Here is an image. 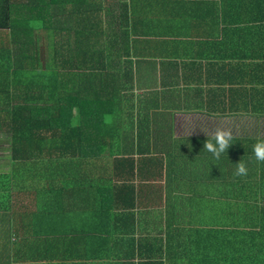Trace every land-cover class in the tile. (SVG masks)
Here are the masks:
<instances>
[{
    "label": "crops",
    "instance_id": "crops-1",
    "mask_svg": "<svg viewBox=\"0 0 264 264\" xmlns=\"http://www.w3.org/2000/svg\"><path fill=\"white\" fill-rule=\"evenodd\" d=\"M98 1L119 36L113 80L133 84L118 91L122 99L133 97L123 103L133 116L118 123L134 133L119 129L107 142L151 146L146 163L134 153L136 198L123 202L125 179L111 169L123 147L102 151L108 167L95 176L106 184L71 173L61 202L55 157L13 160L9 139L0 137V264L259 262L264 253H255L254 244L264 247V162L252 157L264 142V0ZM7 33L0 30L3 43ZM218 128L232 132L228 151L219 159L212 154L216 165L205 155L191 162L195 146ZM238 162L246 175H236Z\"/></svg>",
    "mask_w": 264,
    "mask_h": 264
},
{
    "label": "trees",
    "instance_id": "trees-1",
    "mask_svg": "<svg viewBox=\"0 0 264 264\" xmlns=\"http://www.w3.org/2000/svg\"><path fill=\"white\" fill-rule=\"evenodd\" d=\"M9 1L0 0V30H7L9 39L3 43L0 38V137L9 139L13 160L34 162L55 157L53 164L62 186L58 197L63 202L68 196L71 173L76 178L89 175L92 182L98 178L106 184V179L95 176L96 171L105 172L108 167L102 164V151L107 147L115 152L123 147L122 156L112 159L110 165L112 172L122 173L125 179L119 187L123 202H132L136 189L130 182L131 174L137 160H149L142 156L151 146L107 142L117 138L119 129L126 136L134 133L132 125L123 130L118 123L120 118L129 121L133 116L132 111L124 113L123 108V103H132L133 97L127 94L122 99L118 94L133 89V84L126 80L119 85L113 80L110 69L119 56V36L111 30L112 19L100 11L103 3ZM14 8H23L25 13L16 14ZM107 13L113 16L111 9ZM48 18L50 25L46 24ZM137 132L139 138L145 134L142 129ZM195 148L189 155L194 164L202 163L203 155L205 162L218 163L204 145ZM134 153L141 158L136 160ZM254 157L252 160H257ZM154 165L158 166L156 160ZM254 252L264 253L256 240ZM255 263L264 264V256ZM199 264L209 263L201 259Z\"/></svg>",
    "mask_w": 264,
    "mask_h": 264
},
{
    "label": "clouds",
    "instance_id": "clouds-1",
    "mask_svg": "<svg viewBox=\"0 0 264 264\" xmlns=\"http://www.w3.org/2000/svg\"><path fill=\"white\" fill-rule=\"evenodd\" d=\"M215 141V143L212 142ZM233 140V135L230 129L218 128L211 140L207 139L204 144V148L211 152L216 159H219L221 154L228 150L231 141ZM255 158L258 161L264 162V142H258L254 147ZM247 168L243 163H237L236 175H246Z\"/></svg>",
    "mask_w": 264,
    "mask_h": 264
},
{
    "label": "rangeland",
    "instance_id": "rangeland-1",
    "mask_svg": "<svg viewBox=\"0 0 264 264\" xmlns=\"http://www.w3.org/2000/svg\"><path fill=\"white\" fill-rule=\"evenodd\" d=\"M248 190V189H247ZM251 193V190H248V191H246V195H250L251 197H252V194H250ZM256 264V263H255Z\"/></svg>",
    "mask_w": 264,
    "mask_h": 264
}]
</instances>
